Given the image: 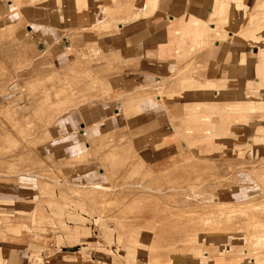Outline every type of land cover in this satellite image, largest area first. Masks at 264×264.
Wrapping results in <instances>:
<instances>
[{
  "label": "rangeland",
  "instance_id": "obj_1",
  "mask_svg": "<svg viewBox=\"0 0 264 264\" xmlns=\"http://www.w3.org/2000/svg\"><path fill=\"white\" fill-rule=\"evenodd\" d=\"M181 2L174 27L148 12L141 44L117 20L88 25L93 0H0V264H251L264 250V10ZM243 111L262 116L239 124Z\"/></svg>",
  "mask_w": 264,
  "mask_h": 264
},
{
  "label": "crops",
  "instance_id": "obj_2",
  "mask_svg": "<svg viewBox=\"0 0 264 264\" xmlns=\"http://www.w3.org/2000/svg\"><path fill=\"white\" fill-rule=\"evenodd\" d=\"M138 1H140V5H138ZM142 1L143 0H93L92 17L91 18L87 17L84 20L90 19V23H87V24L92 25V26L97 25V24L104 25L107 23H112V25H114V24L115 25H121V26L124 25V27H126V35L124 37V40L126 42H129V41L130 42H133V41L137 42V41H139L142 44L144 42L148 43V41H150L149 40V30H148V24H149L148 21H149V17H150V15H148L149 11H152V16L154 14H157L158 11H163V16L165 17L167 15L168 18L171 20V23H173L172 27H174L175 26L174 22L176 21L175 19L179 18V17L175 16L177 14V11H179V13H181V14H184V13H187L186 9H188V7H184L183 2H181L182 0H162L163 2H161L160 0H146L144 2H142ZM184 3H186V2H184ZM239 4H242V3L239 2ZM253 8L256 10H264V0H254ZM164 9H166L165 12H164ZM182 9H184L183 13H182ZM82 10H84V7L79 8L77 6L75 11H76V15L78 18L77 19L75 18V20H78V19L79 20L77 22H74V18L72 17L70 19H67L66 23L72 24L74 26H78V24H80L83 20L82 19V13H83ZM117 11L121 12V14H119L120 17L119 18L118 17L113 18L112 15L116 14ZM175 11H176V13H175ZM136 12L137 13L140 12L142 15L140 18L141 19V21H140L141 32L139 34H137L139 36V39L133 38L134 35L132 32H130L132 30V26L134 25L133 24V20H134L133 14H135ZM150 19L156 21L157 25L160 24L159 21L161 19H162V21L164 20L163 17H154V16H153V18H150ZM71 20H72V22H71ZM119 20H121V21H119ZM113 21H116V23L113 24ZM134 21H136V20H134ZM163 24H164V22H162V25ZM187 27H190V25ZM173 31L174 30H172V32H171V34L167 40L165 39L166 34L165 35L163 34V37H161L160 35H157L156 40L158 41V46L156 48V52L158 54L157 56L160 59H163L166 56H168V54H166V52L169 49H167L165 46L167 45L168 40H169V42H171V41L174 42V38H173L174 32ZM192 31L196 32L195 29H193ZM192 31H190V29H187V31L185 33H188L191 36ZM204 38H207V37L206 36L203 37L202 34L200 35L197 33L194 35V39L192 40V43L193 44H195V42L200 43V42L205 40ZM115 40H117V39L115 38ZM115 54H116V56L118 54V56H120L126 60L127 59L130 60L131 58H134V57L141 58L143 60V58L148 59L150 57L149 51L147 49L142 50L140 52V55H138V54L134 55L133 51L131 49L130 50L126 49V50H122L119 52L116 51ZM123 64L124 65L122 66V68H124L125 71H122V73H128L129 69H127L128 67L125 65H128L130 63L127 64V62H124ZM147 64H148V62H147ZM130 67H131V65H130ZM130 72H132V71H130ZM237 73L238 74H241V73L244 74L245 73L244 67L243 66L240 67L239 61L237 62ZM119 84H120V82H119ZM254 85H255V82H254ZM237 86H238L237 90H239V91H244L246 88L244 82H237ZM120 87H122V86H119V87H117V85L114 86V88H120ZM125 88H126V86H125ZM253 89L256 90V89H263V88L255 86V87H253ZM244 94L245 93L243 92L242 93V95H243L242 99L238 100L239 102H243L242 105L240 104V107H243L244 102H245ZM252 100L254 101V103H256V105H257L258 101H261L264 104V100L261 98H259V99L253 98ZM243 113H245V112L243 111ZM254 113L248 112V114L245 113V115H238L236 120L239 123L240 122L239 118H242V120H243V118L245 116L253 117L254 120L256 118L260 119V116H262V113L260 114V112L258 115H255ZM224 114L225 113H222V116H225ZM239 116H243V117H239ZM263 116H264V113H263ZM261 118H264V117H261ZM239 124L246 125L247 123L244 120L243 123H239ZM261 132L262 131H260V128H259L256 132L251 134L249 137L253 138L254 140L256 138H258L260 140L262 138ZM257 144H261V142L255 143L254 146L256 147ZM256 160H257V158L254 157L253 169L255 170L256 167H258L259 169L264 168V167H262V166H264V163H255V162H257ZM258 160L260 161V160H262V158L259 157ZM257 164H259V165H257ZM260 164H262V165H260ZM253 244H256V240L253 241ZM245 255H246V253H245ZM225 259L227 260L226 262H225ZM250 259L252 260L251 264H264V250H259V251L254 250L252 252ZM220 260L222 261V262H220V264H232V263L228 262L229 260H232V258L228 254L227 255H224V254L220 255Z\"/></svg>",
  "mask_w": 264,
  "mask_h": 264
},
{
  "label": "bare ground",
  "instance_id": "obj_3",
  "mask_svg": "<svg viewBox=\"0 0 264 264\" xmlns=\"http://www.w3.org/2000/svg\"><path fill=\"white\" fill-rule=\"evenodd\" d=\"M218 201V203L217 204H221L222 202H220V200H217ZM184 211H186V210H184ZM215 211H216V209L215 210H213V212L211 211V215L209 216V218L211 217L212 219L210 220V222H214L213 221V218L214 217H216L217 215L215 214ZM209 214V213H208ZM204 215V214H203ZM205 223H207V222H205ZM203 224V223H202ZM209 224V223H208ZM211 225H213V224H211Z\"/></svg>",
  "mask_w": 264,
  "mask_h": 264
}]
</instances>
